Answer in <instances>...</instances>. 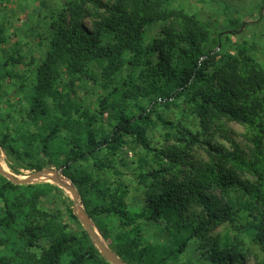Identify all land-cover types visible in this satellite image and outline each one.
I'll use <instances>...</instances> for the list:
<instances>
[{"label": "trees", "instance_id": "1", "mask_svg": "<svg viewBox=\"0 0 264 264\" xmlns=\"http://www.w3.org/2000/svg\"><path fill=\"white\" fill-rule=\"evenodd\" d=\"M48 19L39 58L25 62L19 42L0 48V149L11 172L62 169L125 264H193L182 260L190 252L205 264H241L243 247L257 248L264 264V64L251 45L222 50L225 31L214 34L169 0H65ZM7 41L0 29V44ZM60 89L73 94L69 103ZM92 89L93 108L86 101ZM179 100L195 131L159 111ZM223 120L245 126L246 152L234 141L231 149L211 146L210 129ZM156 125L177 143L153 147ZM200 142L209 146L206 161L190 153ZM123 148L134 156L118 164ZM243 168L254 181L240 177ZM127 172L138 180L133 200ZM59 191L56 183L17 184L0 174V264H112L72 200L53 211L40 206ZM223 223L233 234L213 238ZM151 224L161 226V242L147 238Z\"/></svg>", "mask_w": 264, "mask_h": 264}, {"label": "rangeland", "instance_id": "2", "mask_svg": "<svg viewBox=\"0 0 264 264\" xmlns=\"http://www.w3.org/2000/svg\"><path fill=\"white\" fill-rule=\"evenodd\" d=\"M64 3L65 0H0V29H2L3 34L8 37V41L4 44H0V48L11 50L12 48H9V46L15 42H19V44H23L24 46L23 53L25 62H29L31 56L39 58L42 53L41 45L43 44L44 37L47 35L48 18L51 14L61 11ZM169 4L171 7L180 8L189 14H194L200 21L206 23L210 27V31L214 34L218 31H225L229 39L226 42L223 40L224 46L221 48L222 50H236L238 45L246 41L251 45L252 49L250 48V52L252 55L255 56L256 60L264 64V0H169ZM84 24L86 27H90V20L85 18ZM101 34L103 43L110 44L112 42L113 36L109 30H104ZM25 68L26 67L21 64L18 67V71L22 72ZM63 92L64 91L60 89L57 95L61 97L63 102L69 103L73 94L70 93V99ZM83 92V89H77L76 94L77 96H82ZM96 94L97 92L95 89H92L91 93H87L86 101L91 108L95 107L97 104ZM60 102L61 100L57 97L52 103L57 106ZM159 109L167 119L174 120L176 124L185 125L193 131L197 129L194 115L189 112L182 100H179L176 104L170 105L169 107L160 105ZM167 131L168 129L160 125L151 128L149 130L151 145L156 149H162L172 143L176 144V134L172 133V138L167 140L165 138ZM245 131V126L235 121L223 120L221 123H215L209 132L211 136V146L221 144L231 149V143L234 141L246 152L251 145L243 137ZM208 148L209 146L206 143L200 142L192 147L190 153L194 156V159L206 161L209 159V154L207 152ZM136 151L145 153L141 149H136ZM133 153L134 151L123 148L122 152H120L117 157L118 164L120 163V159L129 161L134 156ZM0 163L4 170L11 172L8 159L1 149ZM50 168L57 170L52 166L44 170ZM181 168H185V166H181ZM34 172L36 171L20 169L18 174L11 173L18 178H26ZM239 173L241 175L240 177L243 179L247 178L250 181H254L255 179V176L251 175L244 168L243 170L241 169ZM62 180L64 179L62 178ZM125 180L130 184V199L133 200L137 195L135 190L138 180L131 172H127ZM64 181L72 185L70 182ZM44 182L56 183L53 179V175L48 173L32 180L30 183L43 184ZM59 187L61 191L42 197L40 206L43 209H49L50 211L59 208L63 209L65 204L69 203L70 200L73 201V193L61 186ZM216 193L218 194V192ZM78 209H82L81 198L77 206V211ZM193 209L197 210L198 208L192 207V210ZM64 220L70 227L75 226L69 214L64 215ZM90 223L94 228V224L91 221ZM94 229L103 243L110 248L111 246L104 240L100 231L96 227ZM228 232H230V226L228 223H223L211 232V236L214 238L227 234ZM145 233L151 242L162 241L163 234L161 233V226L151 224L146 228ZM232 234L233 232H230V235ZM4 251L5 248L0 246V254ZM242 252H244V255L241 264H261L259 260L261 254L257 248L254 247L251 251H248L246 247H243ZM186 259L193 261V264H205L198 261L197 254L194 252H190V254L188 253L186 256L182 257V260Z\"/></svg>", "mask_w": 264, "mask_h": 264}, {"label": "water", "instance_id": "3", "mask_svg": "<svg viewBox=\"0 0 264 264\" xmlns=\"http://www.w3.org/2000/svg\"><path fill=\"white\" fill-rule=\"evenodd\" d=\"M60 172H61V169H59V170H54L52 168L46 169V170L43 169V170L36 171V172L32 173L31 175L27 176L26 178H18L14 174H12L11 172L4 170V168L2 167V165L0 163V174L3 175L4 177H6L7 179L13 181L14 183H17V184L30 183L32 180H35V179L39 178L40 176L47 174V173L53 175L54 181L59 186H61L62 188L66 189V190H69L73 193V195H74L73 211L76 214V216L78 217L81 224L84 226L85 230L89 233V235L93 239V241H94L96 247L99 249L100 253L112 264H124V262L119 257H117L110 248H108L103 243L102 239L100 238V236L98 235L96 230L93 228V226L90 223V220L86 216V214L83 212L85 215V217H83L77 213L76 204L80 203L79 194L73 185H70V184L66 183L64 180H62V178L59 175Z\"/></svg>", "mask_w": 264, "mask_h": 264}, {"label": "bare ground", "instance_id": "4", "mask_svg": "<svg viewBox=\"0 0 264 264\" xmlns=\"http://www.w3.org/2000/svg\"><path fill=\"white\" fill-rule=\"evenodd\" d=\"M77 206H78V203L76 204V211H77ZM79 212V213H78ZM77 213L83 217H85L83 211L81 209H78Z\"/></svg>", "mask_w": 264, "mask_h": 264}]
</instances>
